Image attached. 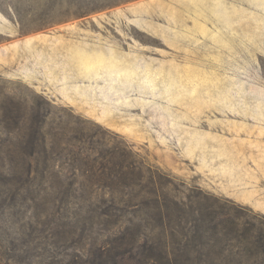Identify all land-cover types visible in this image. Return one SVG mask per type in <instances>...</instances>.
<instances>
[{
    "label": "rangeland",
    "instance_id": "1",
    "mask_svg": "<svg viewBox=\"0 0 264 264\" xmlns=\"http://www.w3.org/2000/svg\"><path fill=\"white\" fill-rule=\"evenodd\" d=\"M4 106L44 110L58 146L30 180L0 160V264H264L171 202L264 231V0H0ZM129 161L143 179L111 202L98 167Z\"/></svg>",
    "mask_w": 264,
    "mask_h": 264
},
{
    "label": "trees",
    "instance_id": "2",
    "mask_svg": "<svg viewBox=\"0 0 264 264\" xmlns=\"http://www.w3.org/2000/svg\"><path fill=\"white\" fill-rule=\"evenodd\" d=\"M84 12L86 11H82V13ZM0 112L1 130L6 135L0 145V160L3 169L16 177L24 175L25 172L27 179H34L36 177L34 174L39 166L40 158L38 155L41 152L48 155V153L54 152L58 146L57 143L53 144L54 142L49 137V133L45 131L47 113L41 108H38L37 111H35V108L18 111L9 106L1 107ZM25 141L26 143H24ZM61 150L65 151L66 148L61 147ZM75 152L77 153L76 150ZM93 160L95 161L94 158ZM7 163L8 166H6ZM125 167L127 170L122 173V170L107 167V163L98 167L101 171L98 176H102L109 181V184H112L110 188L112 195H110L111 198L109 199L111 202L114 200L122 201L119 204L131 202L130 198L126 201H123V198L131 196L134 185L140 184L143 179L142 173L137 174L135 171L136 166L132 161L127 162ZM90 168H93V164H90ZM106 169H109L108 172L105 171ZM111 169H113L115 174H113ZM92 173L95 174L94 172ZM134 173L136 176L135 182L133 181ZM160 193L162 192H159L158 189V217L162 219L164 216L162 206H168L170 201H166L169 200L166 194L161 195ZM141 194L144 196L147 194L146 201L157 202V191L155 189L142 191ZM193 199L195 198L192 196L188 200L189 202L183 203L181 200L178 203L179 199L172 198V205L176 207V210H174V207L173 210L178 229L184 232L186 223H191V226L194 225L196 233L202 234L198 231V228L201 227L200 222L207 221L208 224L206 223L204 228L209 231L207 241L211 242V245L217 241L221 242L223 243L222 249L225 250L230 243L236 246L235 249L237 251L235 253H238V256L243 251L253 255L264 254V231L262 229L256 230L252 220L248 221L242 215H232L227 206L223 204L215 207L213 202L207 201L209 204L205 205L204 208L196 206ZM187 205L189 207L188 210L185 209ZM233 241H236L237 244H232Z\"/></svg>",
    "mask_w": 264,
    "mask_h": 264
}]
</instances>
